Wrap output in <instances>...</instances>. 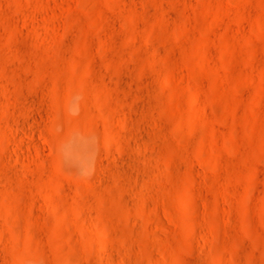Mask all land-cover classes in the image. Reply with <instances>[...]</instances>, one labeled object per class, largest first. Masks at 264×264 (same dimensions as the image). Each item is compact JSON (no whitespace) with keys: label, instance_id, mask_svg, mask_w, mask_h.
<instances>
[{"label":"rangeland","instance_id":"obj_1","mask_svg":"<svg viewBox=\"0 0 264 264\" xmlns=\"http://www.w3.org/2000/svg\"><path fill=\"white\" fill-rule=\"evenodd\" d=\"M0 264H264V0H0Z\"/></svg>","mask_w":264,"mask_h":264},{"label":"bare ground","instance_id":"obj_2","mask_svg":"<svg viewBox=\"0 0 264 264\" xmlns=\"http://www.w3.org/2000/svg\"><path fill=\"white\" fill-rule=\"evenodd\" d=\"M170 124H173V121L172 120H170Z\"/></svg>","mask_w":264,"mask_h":264}]
</instances>
